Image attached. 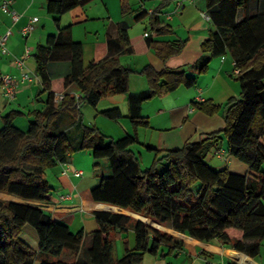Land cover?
I'll return each mask as SVG.
<instances>
[{"label":"trees","instance_id":"trees-1","mask_svg":"<svg viewBox=\"0 0 264 264\" xmlns=\"http://www.w3.org/2000/svg\"><path fill=\"white\" fill-rule=\"evenodd\" d=\"M88 0H45L46 11L58 25L59 17ZM170 0H162L149 13L153 35L172 32L171 26L159 17L161 8ZM214 30L201 42V63L197 74L207 71L210 60L229 52L240 85L237 99L225 104L223 129L201 134L197 140L180 147L158 149L149 167L142 168L140 154L131 146L140 143L137 128L148 127L147 117L138 112V104L153 97L166 95L179 86L192 87L196 77L182 68L167 67L156 70L151 65L136 71L123 65L111 55L83 64L81 42L74 41L70 27L49 35L34 54L36 75L42 89L35 99L47 93L42 109H34L26 130L13 124L20 111L2 116L0 127V191L30 202H47L52 186L47 170L67 163L73 153L90 149L93 167L106 160L109 174L89 190L90 200L110 204L152 218L176 232L203 242L216 241L220 246L255 257L264 241V13L250 15V0H205ZM243 9L244 18L236 14ZM147 13L141 12L138 20ZM108 45L116 52L132 53L131 38L125 28L107 31ZM147 47L166 62L184 49L186 40H155L143 38ZM69 56L68 74L51 77L48 63L61 54ZM143 75L147 89L139 94L129 91L130 76ZM74 84L79 98L65 91ZM63 92L57 101L56 93ZM127 93L130 104L128 118L133 134L112 139L94 124H85L80 105L96 106L102 97ZM193 105L207 113L219 109L209 100L193 101ZM69 114L73 125L80 130L78 139L69 131H55L58 117ZM109 119L120 118L118 107L101 111ZM226 139L230 156L247 166L244 173L228 167L215 169L205 160L208 149ZM162 165V170L159 167ZM97 226L91 232L86 250L87 261L77 260L83 245V229L73 232L66 222L54 218L43 208L30 203L0 200V264H142L144 254L158 259L176 257L185 240L156 229L142 220L122 212L95 210ZM25 225H30L38 238L34 251L21 237ZM128 230L134 234V244L128 246ZM122 254L116 258L114 246L120 236ZM235 264V263H228Z\"/></svg>","mask_w":264,"mask_h":264},{"label":"crops","instance_id":"crops-1","mask_svg":"<svg viewBox=\"0 0 264 264\" xmlns=\"http://www.w3.org/2000/svg\"><path fill=\"white\" fill-rule=\"evenodd\" d=\"M107 1L88 0L63 13L59 17L58 25L47 13L45 0H12L11 7L19 14L15 21L9 13L0 10V34L10 29L6 41L9 54L0 50V72L9 73L19 80L15 96L12 99H7L4 96L0 83V127L3 126L2 116L11 111H20L22 114L15 116L13 124L26 130L31 119L27 114L34 109L44 107L47 93H43L39 97V101L35 99L42 87L36 75L34 54L39 45L46 43L49 35H56L60 29L69 26L72 39L82 44L84 67H88L92 61L114 55L123 65L136 71H140L146 65H151L156 70H161L164 67L170 69L180 67L187 75L196 77V84L192 87L179 86L166 95L153 97L138 104L137 112L148 118L149 126L137 128L140 143L132 145L131 148L140 154L142 161L144 158L149 161L154 157L146 146L158 149L180 147L187 141L197 140L201 134L223 129L225 104L230 98H238L240 85L236 75L233 74L234 60L229 52L212 58L206 72L202 74L195 72V67L202 60L201 42L209 35L210 31L214 30L211 21L204 19L200 14L202 11L208 12L205 0L186 2L182 9L178 8L176 0H170L161 8L158 15L164 23L171 26L172 32L158 35L152 34L148 18L149 13L162 0H150L149 2H147L148 0H139L140 3L137 7L134 6L132 0H119V10L115 13L110 10ZM141 12H146L147 15L138 20L136 16ZM258 12L264 13V0H250V15H255ZM34 16L38 17L34 22V29L29 35L23 36L20 28ZM243 18V9L239 8L236 19L240 21ZM109 28L114 30L125 28L131 38L134 51L132 53L116 52L110 48L107 39ZM145 32L155 40L184 39L186 44L180 54L163 62L152 47L144 45L142 40L145 37L143 35ZM15 57L22 59V68L15 64ZM47 68L52 78L68 74L71 69L68 54L63 53L57 59L51 60ZM22 71L27 72L30 79L21 81L19 77ZM147 87V81L143 75L132 74L130 76L129 91L131 94H139ZM65 91L75 93L78 89L74 84H71ZM204 100L218 105L219 109L214 113H207L193 105V101ZM111 107H118L122 116L118 119H109L101 114V111ZM79 109L85 124H96L112 139L134 132L128 118L130 104L127 93L102 97L94 107L83 103ZM98 121L102 124H99ZM54 130H67L76 139L80 136V130L73 125V118L66 113L58 117L54 124ZM204 160L215 169L228 167L230 170L240 173L247 170L246 164L228 154L226 140L223 136L219 145L211 146L208 149ZM100 165L105 170V174L94 175L92 151L90 149L77 151L72 154L67 163L57 164L47 170L48 180L52 186L50 199L47 202H30L3 191H0V200L33 203L51 213L54 218L66 222L71 230L74 227L73 232L83 229V245L76 257L78 261H87L86 250L90 244L85 246V249L83 246L87 234L91 242V232L96 228L94 211L111 210L110 208L113 207L117 210L111 211L125 213L156 229L185 240V246L178 251L176 257L168 256L165 259H158L152 255L149 264H166L168 262L170 264H228L231 262L235 264H264V241L261 242L259 254L250 257L243 252L220 246L216 241L196 240L142 214L90 200L89 190L99 183L103 175L109 174L106 160H101ZM77 170L82 173L75 174ZM123 236L124 233L115 243L116 258L122 254L121 238ZM20 237L22 238L21 235ZM127 237L128 246L132 247L134 244L132 230H128ZM24 241L29 244L26 240ZM29 245L34 251H37L38 241L37 244ZM33 264H39V260H35Z\"/></svg>","mask_w":264,"mask_h":264},{"label":"built area","instance_id":"built-area-1","mask_svg":"<svg viewBox=\"0 0 264 264\" xmlns=\"http://www.w3.org/2000/svg\"><path fill=\"white\" fill-rule=\"evenodd\" d=\"M190 1H193V0H176V3H177L178 8L182 9L185 6V3L190 2ZM11 3H12V0H0V10L2 12L9 13L11 15L13 21H15L18 18L19 14L11 7ZM200 14L204 19L211 21L210 15L206 11H202V12H200ZM37 19H38L37 16L32 17L31 20L27 24L23 25L20 28V32L23 36H27L32 32V30L35 27L34 22ZM9 34H10V29H7L4 33L0 34V50L6 54H9V50L6 46V41L9 37ZM143 35L146 36V35H148V33L145 32ZM14 62L18 67L22 68L23 61L21 58L15 57ZM238 71H239V69L234 66L233 74H236ZM19 78L21 81L28 80V79H30V75L27 72L22 71V72H20ZM0 83H1V87L3 90L4 96L7 99H12L15 96L19 80L14 78L9 73L0 72ZM63 95H64L63 92L56 93L55 99L57 101H59L63 98ZM74 95H75V98L80 97V93L78 91L75 92ZM81 173H82V171H79V170L75 171V174H77V175L81 174Z\"/></svg>","mask_w":264,"mask_h":264},{"label":"rangeland","instance_id":"rangeland-1","mask_svg":"<svg viewBox=\"0 0 264 264\" xmlns=\"http://www.w3.org/2000/svg\"><path fill=\"white\" fill-rule=\"evenodd\" d=\"M119 0H108L107 2L109 3L110 5V10L115 13V12H118L119 10ZM150 0H148L147 2H149ZM132 2L134 3V6H138V4L140 3L139 0H132ZM83 104V103H82ZM81 104V105H82ZM80 105V106H81ZM89 105V104H88ZM90 107H94V106H91ZM225 111V109H224ZM107 118V117H106ZM27 120V119H26ZM99 124H102L100 121H98ZM94 124V123H92ZM96 126V124H94ZM117 139V137H115ZM226 140V139H225ZM136 145V144H134ZM137 154L138 152L135 151ZM144 153H146L145 150H143ZM153 156H154V152L151 151L150 152ZM146 157V156H145ZM152 157V156H151ZM141 158V156H140ZM151 159V158H150ZM144 161H142V159H140V165L141 167L144 169L146 167H149L152 163V159L151 160H146V158L143 159ZM94 168V167H93ZM94 175H100V174H105V170L102 168V166L100 165V167H97V168H94ZM162 170V167L160 166L159 167V171ZM111 210H117L113 207L110 208ZM96 226H97V223H96ZM72 230H75L74 227H72ZM21 236L24 240H26L29 244L33 245L34 243L37 244V241H38V238H37V235L35 233V230L30 226V225H25L22 232H21ZM90 244V237L89 235L87 234V236L85 237V241H84V246H83V249H85V246L89 245ZM116 250V245L114 246V252ZM116 254V252H115ZM151 257H153L151 254L149 253H146L144 254V258H143V261H142V264H149V260L151 259ZM166 264H170L169 262L166 263Z\"/></svg>","mask_w":264,"mask_h":264},{"label":"water","instance_id":"water-1","mask_svg":"<svg viewBox=\"0 0 264 264\" xmlns=\"http://www.w3.org/2000/svg\"><path fill=\"white\" fill-rule=\"evenodd\" d=\"M111 211V210H110Z\"/></svg>","mask_w":264,"mask_h":264}]
</instances>
